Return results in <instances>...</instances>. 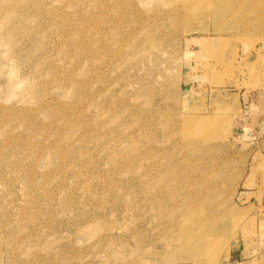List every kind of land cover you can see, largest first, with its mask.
Masks as SVG:
<instances>
[{"label":"rangeland","instance_id":"374dc122","mask_svg":"<svg viewBox=\"0 0 264 264\" xmlns=\"http://www.w3.org/2000/svg\"><path fill=\"white\" fill-rule=\"evenodd\" d=\"M190 5L0 0V264L264 240V0Z\"/></svg>","mask_w":264,"mask_h":264},{"label":"crops","instance_id":"0c3cea01","mask_svg":"<svg viewBox=\"0 0 264 264\" xmlns=\"http://www.w3.org/2000/svg\"><path fill=\"white\" fill-rule=\"evenodd\" d=\"M230 262L234 264H250L257 262L264 264V240L259 244H237L229 256Z\"/></svg>","mask_w":264,"mask_h":264},{"label":"bare ground","instance_id":"6f19581e","mask_svg":"<svg viewBox=\"0 0 264 264\" xmlns=\"http://www.w3.org/2000/svg\"><path fill=\"white\" fill-rule=\"evenodd\" d=\"M191 2L190 5V13L192 12V14L194 15L196 12L202 10L203 8H207V10H211L215 7V1L216 0H187ZM185 5V4H184ZM185 8L188 6H184ZM187 240L190 241V238H187V236L185 238H181L180 243L182 244L184 241L187 242Z\"/></svg>","mask_w":264,"mask_h":264}]
</instances>
